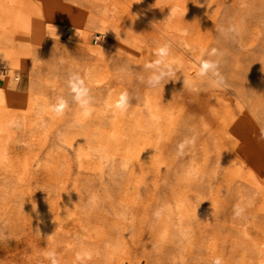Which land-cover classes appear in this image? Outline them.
I'll return each instance as SVG.
<instances>
[{"label": "rangeland", "instance_id": "rangeland-1", "mask_svg": "<svg viewBox=\"0 0 264 264\" xmlns=\"http://www.w3.org/2000/svg\"><path fill=\"white\" fill-rule=\"evenodd\" d=\"M164 44L175 75L152 88ZM4 124L29 205L0 264H264V0H0Z\"/></svg>", "mask_w": 264, "mask_h": 264}, {"label": "bare ground", "instance_id": "bare-ground-1", "mask_svg": "<svg viewBox=\"0 0 264 264\" xmlns=\"http://www.w3.org/2000/svg\"><path fill=\"white\" fill-rule=\"evenodd\" d=\"M0 128H3V133L7 130L6 124L2 127L0 126ZM2 137L4 136H0V139ZM2 142L0 140V165L2 166V169H0V226L10 236H13L20 231L15 222L20 220L23 215V209L29 205V202L25 201L26 182L22 171L25 162V152L22 145L24 140L17 133L13 144H3L4 142ZM32 198H29L31 207H36L37 200ZM41 262L8 261L9 264H40ZM43 262L44 264H51V261Z\"/></svg>", "mask_w": 264, "mask_h": 264}, {"label": "clouds", "instance_id": "clouds-1", "mask_svg": "<svg viewBox=\"0 0 264 264\" xmlns=\"http://www.w3.org/2000/svg\"><path fill=\"white\" fill-rule=\"evenodd\" d=\"M155 54L157 56V59L154 62L149 63L148 65L145 66L149 72L146 83L149 87L152 88H157L160 87L161 85H163L164 87V85L166 84L165 81H167L168 83L170 80H173L172 77L175 75V70L168 62V56L170 55V45L164 44L158 46ZM209 55L215 56L216 50L213 49L212 52L209 53ZM217 68L218 65L216 61L212 59L202 60L200 63L199 75L201 77H209V72H212L211 76H215ZM69 87L71 91L75 93L72 96L73 101L80 106L83 115L85 116L89 115L91 112L92 98L90 96L89 89L84 85L83 80H81L79 76L73 75L69 78ZM128 104H129V94L127 92H123L120 94L114 107L115 109L124 112L127 110ZM67 105H68V101L61 97L58 99V102L54 106L53 110L58 115H62ZM179 147L183 149L184 144H181ZM155 215L159 216L160 212L157 211ZM84 257L91 259V255L89 253H83V254L78 253L76 256V260L81 261ZM46 258L51 261V264H58L56 259V254L54 251L48 252L46 254ZM212 264H222L221 258L216 257L212 261Z\"/></svg>", "mask_w": 264, "mask_h": 264}]
</instances>
